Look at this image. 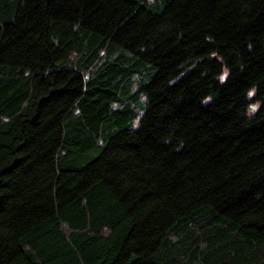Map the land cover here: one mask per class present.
<instances>
[{
    "label": "trees",
    "instance_id": "1",
    "mask_svg": "<svg viewBox=\"0 0 264 264\" xmlns=\"http://www.w3.org/2000/svg\"><path fill=\"white\" fill-rule=\"evenodd\" d=\"M0 264H264V0H0Z\"/></svg>",
    "mask_w": 264,
    "mask_h": 264
},
{
    "label": "rangeland",
    "instance_id": "2",
    "mask_svg": "<svg viewBox=\"0 0 264 264\" xmlns=\"http://www.w3.org/2000/svg\"><path fill=\"white\" fill-rule=\"evenodd\" d=\"M258 107V104H252L251 105V112L254 111Z\"/></svg>",
    "mask_w": 264,
    "mask_h": 264
}]
</instances>
